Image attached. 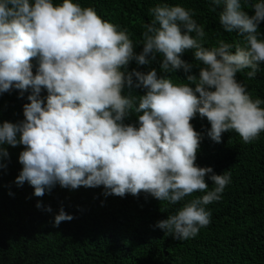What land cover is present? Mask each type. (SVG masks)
Returning <instances> with one entry per match:
<instances>
[{
    "label": "clouds",
    "instance_id": "clouds-1",
    "mask_svg": "<svg viewBox=\"0 0 264 264\" xmlns=\"http://www.w3.org/2000/svg\"><path fill=\"white\" fill-rule=\"evenodd\" d=\"M242 2L254 14L243 10ZM210 3L211 11L220 9L222 29L242 42L219 40L206 47L194 10L165 2L149 9L152 20L144 25L137 54L127 31L92 7L74 0H0V94L15 88L23 96L31 90L24 119L0 123V169L9 157L3 146L23 145L14 182L28 183L36 197L57 184L71 190L103 186L105 196L143 192L172 205L206 193L155 225L176 240L195 237L210 223L204 205L221 199L231 176L195 163L202 134L191 121L197 114L206 118V134L216 143L225 132L238 134L245 144L264 132V101L253 99L237 79L245 69L255 78L264 64V40L258 38L264 0ZM186 50H193L197 65L181 58ZM132 61L157 62L163 75L150 67L129 71ZM194 67L198 74H192ZM181 69L187 83H174L170 74ZM130 113L136 124L124 123ZM206 180L214 185L211 190ZM73 218L61 207L52 226Z\"/></svg>",
    "mask_w": 264,
    "mask_h": 264
},
{
    "label": "trees",
    "instance_id": "trees-1",
    "mask_svg": "<svg viewBox=\"0 0 264 264\" xmlns=\"http://www.w3.org/2000/svg\"><path fill=\"white\" fill-rule=\"evenodd\" d=\"M74 2L94 8L103 20L115 24L118 30H126L137 54L142 51L144 25L152 20L149 9L165 2L194 10L193 18L206 32V47L217 46L219 40L230 44L242 42L237 33L222 29L220 9L211 11L214 5L210 0ZM242 7L249 15L254 14L249 5L242 2ZM258 38L264 40V21L259 25ZM181 58L198 64L193 50H186ZM32 64L35 73L37 61L33 59ZM149 67L163 75L157 62L138 66L132 61L128 70L146 72ZM248 71L251 69L238 73L237 79L253 99L264 101V64L259 66L255 78L249 79ZM192 74H198V69L194 67ZM170 76L174 83H187L182 69ZM128 91L125 88L124 94ZM132 91L143 94L142 89ZM30 94L29 89L21 96L15 88L0 94V123L23 120V105L29 102ZM46 96V90H42L41 98ZM124 123L136 124V114L130 113ZM191 124L202 134L195 163L211 167L216 174L230 173L231 181L219 201L204 205L211 213L209 225L186 240L165 235L155 225L206 193H193L172 205L143 192L139 196H105L103 186L71 190L57 184L50 193L36 197L28 183L17 186L14 182L22 169L18 157L23 145H4L9 157L3 159L5 167L0 169V264H264V132L248 144L238 134L225 132L222 142L216 143L206 134L210 128L206 118L197 114ZM206 182L211 190L214 185L210 180ZM37 203L43 207L37 208ZM48 206L51 212L46 211ZM61 207L74 218L53 227L54 216Z\"/></svg>",
    "mask_w": 264,
    "mask_h": 264
}]
</instances>
